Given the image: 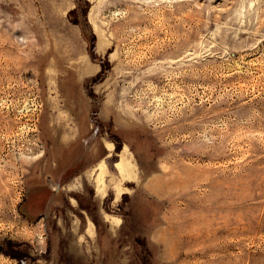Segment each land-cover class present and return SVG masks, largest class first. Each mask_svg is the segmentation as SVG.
Segmentation results:
<instances>
[{
    "label": "rangeland",
    "instance_id": "rangeland-1",
    "mask_svg": "<svg viewBox=\"0 0 264 264\" xmlns=\"http://www.w3.org/2000/svg\"><path fill=\"white\" fill-rule=\"evenodd\" d=\"M0 264H264V0H0Z\"/></svg>",
    "mask_w": 264,
    "mask_h": 264
},
{
    "label": "bare ground",
    "instance_id": "bare-ground-1",
    "mask_svg": "<svg viewBox=\"0 0 264 264\" xmlns=\"http://www.w3.org/2000/svg\"><path fill=\"white\" fill-rule=\"evenodd\" d=\"M106 146V149H108L109 151H111L112 149V145L110 143H107L105 144ZM127 157L121 159V161L119 163H117L115 165V167L119 170L121 176H122V179H126V178H129V177H132L133 173L130 169V166H128V162H127ZM100 171L97 175V184H99L97 186V190L98 192H100L102 190V177H103V172H104V167L103 165H100Z\"/></svg>",
    "mask_w": 264,
    "mask_h": 264
},
{
    "label": "water",
    "instance_id": "water-1",
    "mask_svg": "<svg viewBox=\"0 0 264 264\" xmlns=\"http://www.w3.org/2000/svg\"><path fill=\"white\" fill-rule=\"evenodd\" d=\"M121 146H122V145H121ZM121 146H120V148H121ZM120 148H119V150H120ZM119 150H118V151H119ZM118 151H117V152H118ZM117 152H116V153H117Z\"/></svg>",
    "mask_w": 264,
    "mask_h": 264
}]
</instances>
